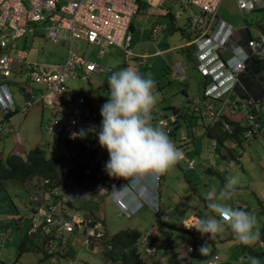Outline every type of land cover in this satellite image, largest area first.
<instances>
[{"label":"rangeland","instance_id":"obj_1","mask_svg":"<svg viewBox=\"0 0 264 264\" xmlns=\"http://www.w3.org/2000/svg\"><path fill=\"white\" fill-rule=\"evenodd\" d=\"M25 6H27L26 3ZM169 13L171 19L168 17ZM201 13V10L194 6H181L178 3L171 5L165 3L164 0H143V6L140 12L133 17L132 23L135 28L139 29L142 26L149 33L154 23L160 28H162L160 25L166 24L169 35H175L178 39L175 42L177 48L174 52L177 51L175 53L177 63L187 70L186 81L189 76H192L200 82L201 77L197 75L194 68L195 51L189 49L190 55L185 58V52L181 53V48L184 47L182 43L185 39H181V33L177 29L179 27L186 35H190L191 40L195 39L192 21L194 18L200 17ZM217 17L233 24L237 29L247 27L254 39H257L260 34V23L264 20V7L259 11L247 14L240 12L233 0H223ZM35 26V36L28 37L26 40L21 39L17 43L19 49L27 52V61L32 64H62L67 57L66 45L50 42L44 36V26L42 24ZM156 42V36H149L150 44L154 45ZM72 43L73 48H76L83 58L96 63L98 66L110 68L112 72L121 68L132 67L142 76H151L155 81L156 91L159 93L158 101L151 114V123L154 126H159L157 123L159 118L169 117L171 112L168 108L169 105L178 109L176 111L193 108L190 100L187 102V98L181 93L182 85H185L183 82L186 81L167 75L168 66L167 68L163 66L160 77L169 78L160 82L159 85L161 90L162 88L165 89L166 86L169 88V99L166 100V97L160 94L161 91L156 84L154 77L156 70L153 68L151 71L150 68L152 67L149 65H141L133 58L134 53H131V58L126 59L122 49L108 47V51L102 58H99L100 46H87L76 41ZM153 50L157 52V49L153 48ZM163 57L167 60L165 56ZM164 58L162 59L164 60ZM149 62L150 60H147V63ZM169 63H171L170 60ZM148 72L150 73L148 74ZM108 76V74L92 75L88 81L76 79L67 82L69 93L84 96L89 103L90 110L97 115L99 123L101 120L100 107L106 102L109 94ZM259 81L261 82V78ZM168 82L171 83L168 84ZM15 89L16 86H10L18 112L13 114L6 123V132L0 140L1 160L4 161L9 155H17L24 159L33 149L43 152L47 159H57L64 156L65 160H70L79 155L81 151L90 153L95 149L92 143L84 148L81 137L69 144L68 138L61 128L54 129L53 132L46 131L44 124L52 117L51 111L47 110L46 107H41L42 104L40 103L33 105L27 111L22 104L21 94ZM35 89L38 87L35 86ZM188 92L189 99H194V102L197 103L201 100L202 89L199 85H196L194 89H189ZM240 112H242L241 108ZM162 114L165 116H158ZM244 114L246 113L244 112ZM209 122V119L200 121L199 124L194 122V129L189 126L185 129V124L179 122L185 131L184 136L188 137V141L187 139L181 141L183 146L188 144L185 148L180 149L185 159L179 160L173 168L163 174L164 178L160 179L157 188L159 214H155L154 209L146 205L135 207L127 217H118L116 207L110 198L102 200L101 203L99 201L100 204L98 203L100 198H97L96 202L86 205L89 207L90 210L88 211L92 213V216L103 212L102 224L108 238L119 231L128 229L136 231L140 235L136 247L141 258L149 264H171V255H175V258L180 260L182 264H250L253 252L260 254L264 251V246L259 245V239L264 242V238L258 237L250 245L242 244L230 237V230L226 224L224 225L225 231L211 239L206 235L202 236L194 228L184 229V223L190 215L196 214L198 216L200 213L204 218L213 216L212 210L207 208L206 194L212 192L215 195L223 187L228 177L238 174L240 182L236 186V191L224 203L231 208H241L254 214L257 219L256 228L259 232L264 233V126L257 131L254 138H244L240 145H231L234 157L233 162H231L229 158L222 159L218 150L220 148H215L212 145L213 138L207 136L203 127ZM240 123L242 126H246L248 121L245 118ZM79 127V132L81 129H87L83 123ZM193 130L194 134H191ZM215 132L219 133L218 130ZM179 138L180 135L177 136L176 134L175 140ZM170 139L173 143H177L172 137ZM227 142L226 146L228 147L231 143ZM189 160L194 162V168H187ZM106 161L104 159L99 164L88 163V165L92 167L95 174L102 175L101 178L106 184L112 182L111 187L117 183L114 180L116 178L109 177L106 172L98 171ZM39 183L44 187L42 181ZM31 184V182H26L23 185L11 182L1 184L0 238L4 236L5 241L4 246L0 247V264H45L41 261L40 246L42 243L40 244L38 240L33 241L32 247L26 253L19 255L17 249L23 238L28 236L27 232L31 225V204L29 201ZM45 187L47 190L52 189L46 185ZM74 207L77 205L75 204ZM70 209L71 205L66 209L67 213H75V208L71 209V212ZM213 214L215 215V213ZM75 216L85 218L82 214ZM157 217L160 220L159 225L156 222ZM84 231H87L89 235V230L79 227L73 235L67 234L65 236L64 245L57 252L60 254L56 258V264H112L102 259L100 247L93 250L85 245L87 233ZM30 236L33 235L30 234ZM206 242L211 252L207 256H202L198 248ZM146 248L152 249L151 252H146ZM189 248L191 251H188ZM215 257L217 259H214ZM257 259L259 264H264V256L257 257Z\"/></svg>","mask_w":264,"mask_h":264},{"label":"built area","instance_id":"obj_2","mask_svg":"<svg viewBox=\"0 0 264 264\" xmlns=\"http://www.w3.org/2000/svg\"><path fill=\"white\" fill-rule=\"evenodd\" d=\"M233 1L240 12L247 14L264 7V0ZM164 2L171 5L178 3L181 6H194L202 12V17L194 19V28L202 32V37L195 42L198 47L196 68L202 76L212 77L213 82L205 90L206 97L217 99L226 91L233 90L238 83L237 77L245 71L247 61L250 58L264 57V20L260 23L262 30L257 39L238 44L233 41V27L225 22H217L207 36L203 33V29L207 27L204 16H215L222 0H164ZM138 11L137 0H0V140L6 132V123L18 112L10 86H16L15 90L21 94L22 104L27 111L36 102L51 106L54 115L44 124V129L53 132L54 129L61 128L69 144L80 138L73 137L72 133H78L82 123L87 129L91 125L98 129V117L87 108L86 98L72 96L67 82L76 79L88 81L92 75H109L110 68L98 66L80 56L73 49L72 42L100 46V58L108 47H116L129 53L132 39L131 21ZM36 24L44 26V36L47 40L67 46L64 63L46 65L27 61V52L19 49L17 43L21 39L26 40L35 36ZM159 31L160 27L157 25L152 28L153 34H158ZM173 72L180 76L183 70L181 67H175ZM225 76L229 84L219 81ZM35 86L38 89H35ZM34 91L42 93L37 97ZM244 111L248 124L238 132L241 141L244 138H254L257 131L264 126V116L259 115L264 111V95L247 100ZM212 112H214L212 105H208L200 115L208 116ZM171 122L172 118L159 122L168 135L172 131ZM221 132L232 134L237 131L228 119L221 123ZM93 137L96 140H91ZM81 138L83 146L88 147L92 143L95 149L87 155L82 153L80 154L82 156L77 155L74 159L65 160L61 166L65 175L55 188L47 190L45 187L47 180H42L44 183L42 187L39 178L34 179L31 184L29 197L31 225L28 233L38 237L42 242L45 264H56V258L60 254L57 252L62 249L65 236L73 235L79 227L90 231L89 235L84 231L87 233L84 243L88 248L94 250L100 247L103 237L100 230L101 222L93 218L70 215L66 209L72 203L80 205L93 196L99 197L106 193L116 207L117 216L127 217L131 210L145 203L138 191L139 181L145 179L151 185L150 199H153L157 211V188L161 175H146L129 181L121 178L106 190L108 185L101 178L102 175L98 173L96 175L88 163L96 165L104 159L107 160V151L99 146L98 138L92 132H87ZM186 139L184 136L179 141ZM213 146H216L215 142ZM182 159L184 155L181 153L179 160ZM193 165L194 162L189 160L188 169ZM98 171L105 172L104 165L100 166ZM197 222L195 216L188 217L184 229H193L185 226ZM4 241V236H1L0 247L4 245ZM259 245L264 246V243L260 241ZM145 251L149 253L151 249L146 248Z\"/></svg>","mask_w":264,"mask_h":264},{"label":"clouds","instance_id":"obj_3","mask_svg":"<svg viewBox=\"0 0 264 264\" xmlns=\"http://www.w3.org/2000/svg\"><path fill=\"white\" fill-rule=\"evenodd\" d=\"M107 83L109 94L106 102L100 107L101 120L98 129L95 125H91L87 130L81 129L78 133H72V136L83 137L87 132H92L98 138L99 146L108 154L104 171L109 177L129 181L146 175H161L160 179H162L163 174L179 161L182 152L170 139L174 135L173 125L168 135L165 128L159 124L162 120L169 121L171 117L157 121L164 130L151 123V114L159 97L155 81L150 75L142 76L134 68L125 67L112 72L107 78ZM172 138L177 142L175 136ZM213 142L216 143V140L214 139ZM214 147H217V143ZM239 182V175H232L226 179L218 193L215 195L212 192L207 193V208L215 215L199 220L195 214L193 216L198 219V222L185 227H192L202 236L206 235L211 239L223 233L226 224L234 238L240 243L250 245L255 242L259 236L256 216L242 209L231 208L224 203L236 191ZM158 200L157 195L155 214H159ZM100 230L103 233L102 238L106 237L102 222ZM28 232L27 235L30 236ZM30 237L42 243L38 237ZM260 241L262 240L259 239ZM188 251L191 249L189 248ZM198 251L202 256H207L211 249L206 242L198 248ZM40 252L42 253L41 261H44L42 246H40ZM250 264H259V260L251 257Z\"/></svg>","mask_w":264,"mask_h":264},{"label":"crops","instance_id":"obj_4","mask_svg":"<svg viewBox=\"0 0 264 264\" xmlns=\"http://www.w3.org/2000/svg\"><path fill=\"white\" fill-rule=\"evenodd\" d=\"M222 2H223V0H222ZM222 2H221V4H222ZM221 4H220V6L218 8V11L216 12L215 16H212V17L204 16L206 18V20H207V27L203 29V33H205V36H207L215 28L217 22H225V23H227V24H229V25H231L233 27V34H234L233 41H235L236 43L244 44V42H246L247 40L254 39V37L250 34L249 29L247 27H242L240 29H237V28H235L233 26V24H231V23H229V22H227V21H225L223 19H218L217 13L220 10ZM139 12H140V10L138 11V13ZM168 15H169L168 17L171 19V14L169 13ZM200 17H202V13H201ZM194 19L192 21L193 22L192 26H193V29H194L195 39L191 40V36L190 35H186L184 33V31L182 29H180L179 27H178L177 31H179L181 33V39L182 40L185 39L184 43H182V46H184V47L181 48V50H182L181 53L185 52V54H184L185 58H188V56L190 55L189 52H191L190 51L191 49H193L195 51V64H194L195 67L194 68L197 71V75H199L201 77V81L200 82L195 80L192 76H189V79L186 81L187 78H185V77H188L187 70L182 65L177 63V55L175 54L177 51L174 52V50L177 48L176 45H175V42L178 39L176 38L175 35H169V33L167 32L168 28H167L166 24L160 25V26H162V28H160V31L158 32V34H153L152 33V28L154 26H156L155 23L152 25V28H151L150 33H149L147 30L143 29L142 26H140L139 29L135 28L133 23H132V21H131L130 34H131V38L132 39H131V45H130V48H129V53H126L125 50H123V49L122 50H123V52L125 54V58L126 59L131 58L132 57L131 53H134L135 55H134L133 58L136 59L141 65L142 64L149 65L150 67H152V68H150L151 71H152L153 68L156 70L155 74H154V77L156 78V82H157L156 84L158 86V89L161 91L160 94L165 96L166 100L169 99V94H170L169 93V88L166 86L165 89L162 88V90H161V88L159 87L160 82L165 81V80H167L169 78V77H164V78L160 77V72L162 71L163 66H165L166 68L168 66V68L166 69V74L167 75L174 76V77H176L179 80L186 81V82H183V84H185V85H182L183 88L181 89V93L187 98L186 99L187 102H189V100H190V103L193 105V108L191 107V108H188V109L183 110V111H176L178 109H175L174 107H172V105H169L168 108L171 111L169 117H171L174 120V122H172L171 125H173V127L175 128V124H176V128H175V131H174V136H176V134L178 136V134H179L180 138L184 137V135H185L184 132L185 131H183L181 123L185 124V129H187L188 126L191 127L192 129H194V127H195L194 122H196V124H199L200 121L203 122V120L209 119V121H210L209 124L203 127L205 132H206V134H207V136L210 137V138H213V140L214 139L216 140V143H217V147L216 148H218V147L220 148L218 150H219V155L222 156V159L226 160L227 158H229L231 160V162H233L232 160H233L234 157H233L231 145L232 144L240 145L241 140L238 139L239 143H237V142L233 143V141H231L229 139V137L226 136L227 134H224V133L221 132V123L225 122V121H228V119H229L230 121H236L240 128L245 127V126H242V124L240 123L242 120H245L244 104H245V102L247 100H249L252 97H250V98L247 97L246 99H242L236 94L234 89L230 90V91L229 90L226 91L225 93H223L217 99H211V98H208V97L205 96L206 88L208 86H211L213 82H212V77L202 76L198 72V70L196 68V64H197L196 53L198 52V47H197L195 42L200 37H202V35H201L202 32H199V31H197L194 28ZM187 23H189V22H187ZM261 30H262V28L260 26V32H261ZM149 36L150 37L156 36V41L157 42L154 43V45L149 43ZM77 43H82L84 45H87L84 42H77ZM87 46H92V45H87ZM153 48L157 49V52H154ZM73 49L76 50V48H73ZM117 49H119V48H117ZM107 51H108V48H107L106 52ZM78 54H79V52H78ZM79 55L82 56L81 54H79ZM163 56H165L168 61ZM98 57H99V54H98ZM162 58H164V60ZM147 60H150V62L147 63ZM169 60L171 61V63H169ZM175 67H181L182 68L183 73L180 76L173 72V69ZM171 69H172V71H171ZM150 72H148V74ZM111 73H112V70L110 69V74ZM226 78H227V76L221 77L219 81L220 82H222V81L224 82L225 81L226 84H229V81H226ZM237 79H238V83H239L240 82L239 78L237 77ZM170 83L171 82H168V84H170ZM196 85H199L200 88L202 89L201 100H199L198 103L196 101L194 102V99L191 100L188 97V95H189L188 90L189 89H194ZM224 86H222V87H224ZM219 90H220V88H219ZM249 92H250V95L255 96L256 99L260 98L262 95H264V85H262L261 82L256 80V81H254L253 86L250 88ZM36 93L37 92H35V94ZM41 93L42 92L39 91V93H37L38 94L37 97H39V95ZM166 94H168V96H166ZM72 96H78V95H72ZM237 98H238V100H237ZM39 103L42 104L41 102H38V103L36 102V104H39ZM86 105H87V108L90 109L88 102H87ZM208 105H212L213 110H214L215 113L212 112L211 115L201 116L200 115L201 111L204 108H206ZM41 107H46L47 110L51 111L52 116L54 115V109L50 108L51 106H47L45 104H42ZM240 108L242 109V112H240ZM173 110H175L176 112L174 113ZM232 112L234 114H232ZM261 114L264 115V111L263 112L261 111L259 113L260 116H262ZM158 116L160 117V116H165V115L162 114V115H158ZM169 117H161V118H169ZM161 118H159V119H161ZM59 122L62 125V122L60 120H59ZM179 122H181V123H179ZM99 124L100 123H98V125ZM215 130H218L219 133H216ZM191 134H194V130L191 132ZM187 136H190V135L187 134ZM180 138L176 139L177 142H179ZM186 138H187V141H188V137H186ZM91 140H96V139L93 137V138H91ZM227 141H229L231 143L228 147L226 146V144L228 143ZM85 147H87V146H85ZM223 154H224V156H223ZM193 168H194V165H193ZM114 180H116L118 182V179H114ZM111 184H112V182H109V184H107L108 187L106 188V190H108L110 188ZM138 191H139L140 195L144 198L145 206H146V204H148V206L151 207L152 209H156L155 205L153 204V199L152 200L150 199L151 192H150V184H149V182L146 181V180H142L141 182L139 181ZM97 198H100L98 200V203H99V201L101 203L102 200L109 199L107 194L103 193L99 197H96V196L91 197L89 200H87L88 202L86 204L84 202L82 204H80L81 206L78 203H72L71 204V209L75 208L74 209L75 213H72L70 215L82 214L84 217H87V218L92 217L91 216L92 213L90 211H88L90 209L86 205L89 204V203L96 202ZM93 199H95V200L92 201ZM158 199H159V196H158ZM160 200H161V197H160ZM151 202H152V204L150 205ZM75 204L77 205V207H74ZM71 209H70V212H71ZM99 214L96 215V216H100ZM198 214L201 215L200 213H198ZM212 215H214V214L212 213ZM190 216H193V215H190ZM217 218L219 219V217H217Z\"/></svg>","mask_w":264,"mask_h":264},{"label":"trees","instance_id":"obj_5","mask_svg":"<svg viewBox=\"0 0 264 264\" xmlns=\"http://www.w3.org/2000/svg\"><path fill=\"white\" fill-rule=\"evenodd\" d=\"M137 2L140 10L143 6V0H137ZM245 69V72L238 76L240 82L237 83L233 89L242 99H246L247 97L256 99L255 96L250 95L249 91L253 86L254 81H259V78H261V84L264 85V57L261 59L250 58L246 63ZM173 111L174 113L176 112L175 110ZM231 124L235 127L237 132L232 134L228 133L226 136L229 137L233 143H239L238 132H241L243 128H240L236 121H231ZM172 137H174V135ZM186 146L187 144L183 146L181 142L176 143V147L179 150ZM83 147L87 148L85 146ZM82 153L84 155L89 154L81 151L80 154ZM80 154L79 156H82ZM64 162V156L57 159H47L44 153L38 149L31 150L24 159L17 155H9L4 161L0 159V189L3 182H11L14 184L20 183L23 185L26 182H32L36 178L41 179L40 181L47 180L48 183L46 186L48 188H55L61 182V178L65 175L61 170V166ZM99 215L100 216L91 215L92 217L90 218L103 222L104 214L101 212ZM198 217L199 220L204 218L201 215ZM156 222L159 225L160 220L158 217L156 218ZM230 237L235 239L231 231ZM258 237L263 239L264 233L259 232ZM139 238L140 235L136 231L130 229L119 231L110 238L107 236L106 238H102L100 244L102 259L105 262H110L112 264H149L141 258L136 247ZM33 241V238L25 236L17 247L18 254L21 255L28 252L33 245ZM260 256H264V251L260 254L257 252L252 253V257L257 258ZM43 262L45 263V261ZM171 264H181V261L177 260L175 255H171Z\"/></svg>","mask_w":264,"mask_h":264},{"label":"water","instance_id":"obj_6","mask_svg":"<svg viewBox=\"0 0 264 264\" xmlns=\"http://www.w3.org/2000/svg\"><path fill=\"white\" fill-rule=\"evenodd\" d=\"M238 209H241V208H238Z\"/></svg>","mask_w":264,"mask_h":264}]
</instances>
